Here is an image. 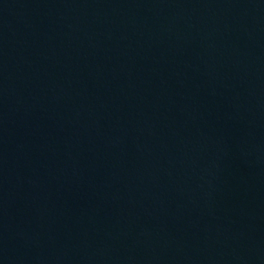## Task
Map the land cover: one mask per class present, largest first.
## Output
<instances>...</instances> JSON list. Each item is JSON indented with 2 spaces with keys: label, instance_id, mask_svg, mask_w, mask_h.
<instances>
[{
  "label": "water",
  "instance_id": "water-1",
  "mask_svg": "<svg viewBox=\"0 0 264 264\" xmlns=\"http://www.w3.org/2000/svg\"><path fill=\"white\" fill-rule=\"evenodd\" d=\"M0 264H264V0H0Z\"/></svg>",
  "mask_w": 264,
  "mask_h": 264
}]
</instances>
